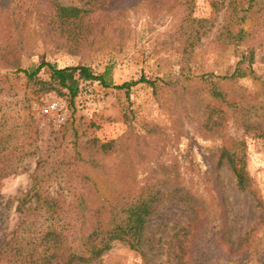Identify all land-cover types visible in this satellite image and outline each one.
Masks as SVG:
<instances>
[{"label": "rangeland", "instance_id": "374dc122", "mask_svg": "<svg viewBox=\"0 0 264 264\" xmlns=\"http://www.w3.org/2000/svg\"><path fill=\"white\" fill-rule=\"evenodd\" d=\"M50 2L87 15L62 24L50 15ZM240 2L245 1L0 0V155L20 168L0 180L1 230L13 228L12 199L31 187L33 177L43 192L83 194L95 207L136 193L145 182L151 186L165 173L170 184L188 189L209 212L223 199L227 242L244 240L222 264H261L264 136L252 135L264 134V0L254 1L240 25L248 36L227 43L229 32L237 30L233 7ZM248 47L254 50L250 69L256 79L223 80ZM15 62L21 69L40 62L58 68L85 65L94 74L109 67L111 85L143 76L156 78L157 88L153 93L138 84L125 97L97 82L82 83L69 106L53 93H35L21 73H14ZM39 77L45 79V72ZM213 82L224 92V102L210 98ZM42 98L65 102L62 124L54 125L41 112ZM108 141H114V149L102 155L98 145ZM236 141L244 145V191L227 165L217 164L221 148L240 154ZM189 219L175 200L157 205L144 230L147 264H174L176 240ZM213 220L207 231L216 226ZM218 242L215 252L226 255L229 245ZM97 264H143V259L116 243Z\"/></svg>", "mask_w": 264, "mask_h": 264}, {"label": "trees", "instance_id": "16d2710c", "mask_svg": "<svg viewBox=\"0 0 264 264\" xmlns=\"http://www.w3.org/2000/svg\"><path fill=\"white\" fill-rule=\"evenodd\" d=\"M244 1L233 7L237 30L233 34L229 32L227 43L239 44L248 36L240 25L248 18L255 0ZM49 9L50 15L60 20L62 24L72 23L87 15V10L62 6L55 2H50ZM253 51L252 47H248L242 52L232 73L222 79L236 80L246 76L256 79L250 69ZM14 67V73H21L25 83L34 88L35 93L38 95L53 93L69 106H72L82 83L97 82L102 88L121 91L128 97L130 89L138 84L146 85L155 93L158 81L156 78L146 79L140 76L119 85H111L107 81L109 67H105L100 74H94L85 65L58 68L54 64L40 62L21 69L15 62ZM41 71L45 72V79L39 77ZM201 79L203 80V77ZM208 86L207 92L211 99L225 101V94L216 83H209ZM122 117L123 123L130 127V119L125 114ZM263 136V133L252 135L254 138ZM235 143L236 146L242 145L240 154L232 147L221 148L217 164L223 161L232 174L236 187L244 191L248 187L244 170V145L240 141ZM113 146L114 141L101 143L98 145V152L106 155L114 149ZM19 170L16 162L9 160L4 154L0 155V180L16 174ZM81 179L90 182L87 177ZM170 181H172L170 176L164 173L155 178V183L151 186L150 181L147 185L145 182L136 193L123 195L113 202L106 201L89 207L83 194L65 195L60 189L52 193L43 192L33 177L31 187L24 193L19 192L12 199L13 212L16 214L13 228L4 232L0 226V264H97L116 243L137 252L143 259V264H147L143 255V249L147 245L144 236L145 225L157 205L166 199L177 201L190 213L189 223L185 226L186 231L176 240L178 253L174 255V264H222L228 261L244 239L236 237L234 241L227 242L229 228L221 208L223 199L217 202V209L212 211L213 213L209 212L205 204L188 189L176 182L170 184ZM66 197L69 199L66 200ZM2 210L0 209V225L4 220ZM212 220L216 226L207 231L205 227H208ZM218 241L221 242V247L224 244L229 245V251L224 256L220 252H215L219 246ZM213 242L216 246L212 250ZM262 258L261 264H264V256Z\"/></svg>", "mask_w": 264, "mask_h": 264}, {"label": "built area", "instance_id": "2783aa9c", "mask_svg": "<svg viewBox=\"0 0 264 264\" xmlns=\"http://www.w3.org/2000/svg\"><path fill=\"white\" fill-rule=\"evenodd\" d=\"M41 102L44 104L41 112L49 115L54 125L59 126L65 121L66 105L64 101L55 98L52 100L42 98Z\"/></svg>", "mask_w": 264, "mask_h": 264}]
</instances>
